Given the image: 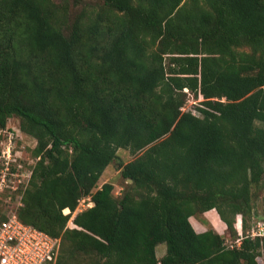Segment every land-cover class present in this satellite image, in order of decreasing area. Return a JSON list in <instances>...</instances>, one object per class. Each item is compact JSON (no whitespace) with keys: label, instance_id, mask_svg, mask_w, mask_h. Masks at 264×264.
<instances>
[{"label":"trees","instance_id":"obj_1","mask_svg":"<svg viewBox=\"0 0 264 264\" xmlns=\"http://www.w3.org/2000/svg\"><path fill=\"white\" fill-rule=\"evenodd\" d=\"M98 1L72 22L67 2L0 0V129L17 116L37 140L18 218L61 238L57 264L69 252L96 264L264 262L246 220H264L252 203L264 181V0ZM188 93L203 99L199 116L181 110ZM114 162L130 181L121 197L98 188ZM89 197L86 227L69 228L63 211ZM212 210L233 245L195 231L190 218Z\"/></svg>","mask_w":264,"mask_h":264},{"label":"rangeland","instance_id":"obj_2","mask_svg":"<svg viewBox=\"0 0 264 264\" xmlns=\"http://www.w3.org/2000/svg\"><path fill=\"white\" fill-rule=\"evenodd\" d=\"M55 1L57 3L67 2L69 11L71 12L72 22L74 21L75 17L81 12L83 7L90 6L91 8L96 7L99 9L103 5V2L98 0ZM244 50L249 51L248 49ZM202 102V98H196L193 94L188 93V100L185 103L186 110L195 112L199 116L200 113L197 108L200 107ZM21 126V118L14 116L9 119L7 127L5 129H0V156L2 154L1 152L7 147L6 144L11 141L13 145V159H16V161H11V165H9L10 167L14 168L15 173L19 174V176L17 177L15 175H10L9 173H7L6 167H8V165L6 164L5 159L0 157V211L6 216L11 213H16L17 210L22 206L21 189L26 187L27 178L21 176L24 169L18 171L17 166L19 164H22L23 168L29 170L38 160L34 156V150L37 146V140L33 136L25 133L22 130ZM118 156L124 164H127L134 159V156L129 152V150L125 149H120L118 151ZM24 174H26V172ZM3 178L5 179V181H3ZM19 180H21L22 183H20ZM105 183L113 184L115 196L121 197L123 193H125L129 189L130 181H126L123 178V176L121 175V168L119 166V163L114 162L109 165L103 173L98 183V188H101ZM252 192V203L254 206V210L256 213L264 216V181L261 185L254 186ZM84 199L85 201L83 202V200H81L78 208L72 212L71 217H73V219L70 225L68 223L69 228L76 229L78 227L79 230H84V228L86 227L90 218V212H92V210H94L95 208V203L91 201L90 197ZM80 217H82V220L81 223H78ZM199 218H202V216H199ZM256 219L257 218H251L249 216L246 217L249 236H251V230L255 224L254 221H256ZM208 228L211 229L213 227L209 226ZM225 237L227 239L228 246L234 244L228 232L225 234ZM165 246V244H162V246L160 245L159 253H161L162 249L165 248ZM258 260L260 264H264L262 258H259ZM64 264H96V256L84 254L82 252H69Z\"/></svg>","mask_w":264,"mask_h":264},{"label":"built area","instance_id":"obj_3","mask_svg":"<svg viewBox=\"0 0 264 264\" xmlns=\"http://www.w3.org/2000/svg\"><path fill=\"white\" fill-rule=\"evenodd\" d=\"M181 110L188 112L185 106ZM192 113L197 115L195 112ZM6 145L0 157L5 159L8 165L7 173L18 177V173L10 171V162L16 161L12 155V142L9 141ZM17 167L18 171L24 169L21 176L29 180L32 169L26 170L22 164ZM3 181H5L4 178ZM19 182L22 183L21 180ZM72 212L69 208L63 211L64 215L70 217L69 225L73 219ZM250 235L251 237H264V220L255 222ZM60 248L61 238L53 237L33 225L24 223L16 213L7 215V218L0 224V264H57Z\"/></svg>","mask_w":264,"mask_h":264},{"label":"crops","instance_id":"obj_4","mask_svg":"<svg viewBox=\"0 0 264 264\" xmlns=\"http://www.w3.org/2000/svg\"><path fill=\"white\" fill-rule=\"evenodd\" d=\"M190 222L192 226L194 227L195 231L198 233H203L207 231L209 229L208 228L209 226L213 227L215 231H217L219 234L224 235V236L228 232L226 224L222 221L219 214L216 213L215 210L205 213L202 216V218H199L198 216H193L190 218ZM239 233H240V230H239ZM237 244L238 245L240 244V240L237 241ZM160 245L162 246V244ZM160 245L156 247V255L158 259L163 258L167 251V247L165 246V248L162 249L161 253H159Z\"/></svg>","mask_w":264,"mask_h":264},{"label":"bare ground","instance_id":"obj_5","mask_svg":"<svg viewBox=\"0 0 264 264\" xmlns=\"http://www.w3.org/2000/svg\"><path fill=\"white\" fill-rule=\"evenodd\" d=\"M214 223H215V221H214ZM216 224H217V222H216Z\"/></svg>","mask_w":264,"mask_h":264}]
</instances>
